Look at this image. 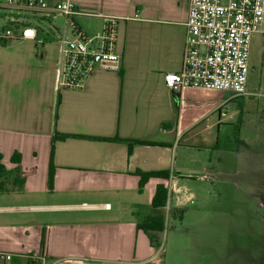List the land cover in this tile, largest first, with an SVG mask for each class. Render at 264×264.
<instances>
[{
  "label": "crops",
  "instance_id": "0c3cea01",
  "mask_svg": "<svg viewBox=\"0 0 264 264\" xmlns=\"http://www.w3.org/2000/svg\"><path fill=\"white\" fill-rule=\"evenodd\" d=\"M6 1L0 153L8 171L20 169L0 185V251L14 255L8 264L42 263L32 257L46 264H171L165 230L139 228L156 214L161 184L169 189V212L159 211L188 220L187 264H264V84L248 83L246 96L202 87L174 96L163 74L182 68L189 0H48L72 3L75 22L90 35L106 18L118 22L120 70L97 68L73 89L59 86L67 20L57 34L41 25L57 16L31 15L21 0ZM28 26L43 42L20 38ZM8 29L12 35L3 36ZM252 44L264 66V17ZM56 133L72 137L54 144L50 189ZM116 137L153 144L130 152L126 142L93 139ZM16 153L20 164L12 162ZM139 172L169 176L151 178L140 192ZM212 236L238 237L235 255L213 251ZM239 237H249L248 245Z\"/></svg>",
  "mask_w": 264,
  "mask_h": 264
},
{
  "label": "built area",
  "instance_id": "2783aa9c",
  "mask_svg": "<svg viewBox=\"0 0 264 264\" xmlns=\"http://www.w3.org/2000/svg\"><path fill=\"white\" fill-rule=\"evenodd\" d=\"M13 2L7 0L6 4ZM21 4L28 11L63 17L68 22L70 33L60 40L63 48L61 89L82 87L97 68L120 70L122 56L116 51L117 19L106 18L103 30L90 35L75 22L79 11L68 1L51 5L48 0H21ZM263 17L264 0H189L182 68L163 74L165 85L179 100L182 92L191 87L249 95L251 44ZM11 35L9 29L3 33L5 37ZM20 38L38 40L37 30L25 27ZM220 116H226V112L220 111ZM13 258L14 255L0 251V264H8ZM32 258L46 264L42 258Z\"/></svg>",
  "mask_w": 264,
  "mask_h": 264
},
{
  "label": "rangeland",
  "instance_id": "374dc122",
  "mask_svg": "<svg viewBox=\"0 0 264 264\" xmlns=\"http://www.w3.org/2000/svg\"><path fill=\"white\" fill-rule=\"evenodd\" d=\"M31 14V11H27ZM8 13V10L0 9V32L5 30V27L10 25L8 24L10 21L9 17H4ZM36 14V13H34ZM32 15V14H31ZM24 16V15H23ZM27 16V14L25 15ZM22 23H26L23 21ZM41 25L46 29L54 30L57 34L60 33L61 35L64 34L65 31V19L62 17H56L53 21H46L45 23H41ZM263 60V53L257 45L252 44L251 51H250V71L248 74V83L253 84H264V66L261 65ZM208 155H201L199 156L200 160L205 159ZM201 187V183L196 184V186ZM230 205H218L217 203L212 205V208H223L224 210H229ZM191 207V206H190ZM231 210H234V206L231 207ZM187 223L188 220L180 219L179 217H173L169 214L166 218V225L165 231L161 238L162 241L165 242V246L167 251L169 252L171 258V264H187V255H186V246H187ZM210 238L211 247L214 250H219L220 253H223V249L228 250V256H234V248L235 242L238 241V237L235 236H224V237H217L212 236ZM244 241L242 246H247L249 243V237H239ZM232 250V252H230ZM177 256L174 257L173 254ZM248 253V252H247ZM257 254V252H249V254ZM213 260V259H212Z\"/></svg>",
  "mask_w": 264,
  "mask_h": 264
},
{
  "label": "trees",
  "instance_id": "16d2710c",
  "mask_svg": "<svg viewBox=\"0 0 264 264\" xmlns=\"http://www.w3.org/2000/svg\"><path fill=\"white\" fill-rule=\"evenodd\" d=\"M42 56V55H41ZM72 137L70 135H62L59 133H56L53 138V144H52V151H51V174L49 178V187L50 189H53V180H54V170H53V164H52V158L54 155V144L57 140L66 139ZM96 140H105V141H123L128 143L129 151L131 152L133 147L138 144H153L152 142L143 141V140H129V139H121V138H110V139H103V138H93ZM12 162L15 164H20L21 162V156L20 154L16 153L12 159ZM20 173V169L16 168L12 171H8L5 166L2 164V155L0 153V185L5 186V184L8 181H11L14 176L18 175ZM140 176V184H139V191L142 192L145 188L146 184L151 178L157 177V178H168L169 173L167 172H139ZM15 179V178H14ZM23 183H20V186H22ZM169 199V189L161 184L158 185L156 188L155 196L152 201V207L156 211V214L151 217L148 221L143 223L142 225H139L140 229H143L148 234L150 232H163L165 230L166 225V215L165 213L159 211V209L165 208L167 206ZM42 245H45V237H43ZM30 264V262H29Z\"/></svg>",
  "mask_w": 264,
  "mask_h": 264
}]
</instances>
